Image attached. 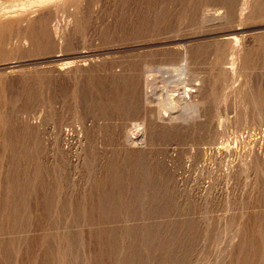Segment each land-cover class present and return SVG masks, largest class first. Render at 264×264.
I'll return each mask as SVG.
<instances>
[{
  "label": "rangeland",
  "instance_id": "1",
  "mask_svg": "<svg viewBox=\"0 0 264 264\" xmlns=\"http://www.w3.org/2000/svg\"><path fill=\"white\" fill-rule=\"evenodd\" d=\"M0 264H264V0H0Z\"/></svg>",
  "mask_w": 264,
  "mask_h": 264
},
{
  "label": "bare ground",
  "instance_id": "2",
  "mask_svg": "<svg viewBox=\"0 0 264 264\" xmlns=\"http://www.w3.org/2000/svg\"><path fill=\"white\" fill-rule=\"evenodd\" d=\"M182 65V66H181ZM181 65H178V66H174L173 67V69L172 70H174V72H176L175 70H177V68H179V69H181L182 71L184 70V66H183V64H181ZM170 69V70H171ZM169 70V69H168ZM170 70H169V72H170ZM178 72H179V70H177ZM173 72V71H172ZM174 85V84H173ZM187 96V95H186ZM153 97V96H152ZM173 102H174V100H173V97L171 98L170 97V99L168 98V100H165V101H159V103L160 104H164V105H166V106H169V107H171V106H173ZM167 108V107H166ZM138 124V123H137Z\"/></svg>",
  "mask_w": 264,
  "mask_h": 264
}]
</instances>
